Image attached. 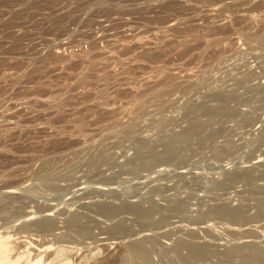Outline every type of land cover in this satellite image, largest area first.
Masks as SVG:
<instances>
[{
	"label": "rangeland",
	"instance_id": "obj_1",
	"mask_svg": "<svg viewBox=\"0 0 264 264\" xmlns=\"http://www.w3.org/2000/svg\"><path fill=\"white\" fill-rule=\"evenodd\" d=\"M0 192L90 224L99 253L86 238L73 264L118 255L127 238L104 239L117 221L160 238L154 264L189 232L217 252L204 264L264 246V0H0ZM100 204L166 221L137 233L142 218L106 220ZM221 205L252 220L194 221Z\"/></svg>",
	"mask_w": 264,
	"mask_h": 264
},
{
	"label": "bare ground",
	"instance_id": "obj_2",
	"mask_svg": "<svg viewBox=\"0 0 264 264\" xmlns=\"http://www.w3.org/2000/svg\"><path fill=\"white\" fill-rule=\"evenodd\" d=\"M218 98L221 101L223 100L222 103L224 104L226 97L218 95ZM173 143L174 138L171 137L167 144L169 148L167 158H172L177 152H180L171 147ZM100 161L101 159L94 157V159L89 161V164L96 166ZM47 167L50 168L51 163ZM242 177H250V174L228 173L227 181L231 184ZM14 184L7 183L6 187L13 186ZM48 184L46 185L48 186ZM50 186L53 187L52 184ZM28 191L30 192V190ZM22 192V195L24 193L28 194L24 190ZM0 195H3L4 200L0 201V264H71L75 254L82 249L88 251L87 245L83 242L86 238L95 244V248L99 253L100 249L96 245L97 240H95V236L91 231L90 224L82 223L80 216L77 214L70 215L64 221L63 226H59L58 220L53 215L54 210L47 207L30 206L31 210L27 211L28 197L11 195L5 192H0ZM187 206L188 202L181 201L176 203L175 209L181 211L186 209ZM95 207L97 214L104 216L106 220L110 221H114L123 212L138 215L142 218L143 224L137 233L159 228L166 221L163 218V220L155 222L149 220L154 213L158 212L156 206L142 209L137 205L129 204L120 207L100 204ZM36 211L37 216L44 213V217L42 216L39 220L28 221L30 219L28 215ZM33 216L36 217L35 215ZM210 217L219 218L231 224H244L252 220L246 216V210L243 208H230L226 205H221L211 212L194 219V221L200 222ZM259 218H261L260 215L254 217V219ZM104 233L106 234L104 239L109 241L110 244L115 243L112 240L127 238L125 245L122 248L119 247L118 255L109 261L107 260L106 263L103 262L104 264H117L119 261L126 264H154L152 252L155 251L154 248L160 243V238L158 239L157 236L133 240L131 237L135 233L120 221L114 223L110 228L108 227ZM167 236L163 234L160 237L167 238ZM197 237V233L189 232L176 239L169 251L164 250L163 254L172 256L170 257L172 258L170 264H204L207 259L217 253L209 244L200 245L197 243ZM22 238L24 239L23 244L16 242ZM223 254L225 257L224 259L222 258L223 260L219 259L216 262H212V264H264V246L255 243L250 245L233 244V246L231 245L230 248L224 250ZM85 256L86 254H83L81 259H84Z\"/></svg>",
	"mask_w": 264,
	"mask_h": 264
},
{
	"label": "built area",
	"instance_id": "obj_3",
	"mask_svg": "<svg viewBox=\"0 0 264 264\" xmlns=\"http://www.w3.org/2000/svg\"><path fill=\"white\" fill-rule=\"evenodd\" d=\"M86 46V45H85ZM72 48V51H74L75 49H77L78 47L76 45H74Z\"/></svg>",
	"mask_w": 264,
	"mask_h": 264
}]
</instances>
